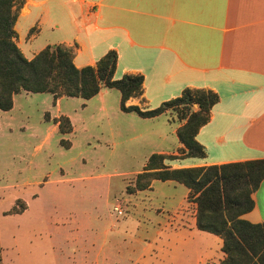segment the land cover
<instances>
[{
    "label": "rangeland",
    "instance_id": "obj_1",
    "mask_svg": "<svg viewBox=\"0 0 264 264\" xmlns=\"http://www.w3.org/2000/svg\"><path fill=\"white\" fill-rule=\"evenodd\" d=\"M48 4L55 20L41 5L17 24L28 56L63 39V22L54 25L60 8ZM111 92L105 109L97 98L85 108L81 97L58 106L50 93L24 92L15 110L2 115L3 264H195L198 255L183 257L171 226L170 211L186 187L160 180L152 190L127 191L153 153L177 149L171 119L178 113L155 119L125 113L120 92ZM51 114L71 115L74 131L53 128Z\"/></svg>",
    "mask_w": 264,
    "mask_h": 264
},
{
    "label": "crops",
    "instance_id": "obj_2",
    "mask_svg": "<svg viewBox=\"0 0 264 264\" xmlns=\"http://www.w3.org/2000/svg\"><path fill=\"white\" fill-rule=\"evenodd\" d=\"M24 1L15 26L17 39L20 19L32 14V7L41 5H47L44 14L51 18L48 3L54 2L62 15L61 22L58 18L54 25L60 29L63 22L66 28L63 39L56 44L75 48L78 68L96 66L113 49L118 52L116 79L127 74L143 75L142 95L130 98L127 106L155 108L188 87L219 93L220 101L213 107L210 121L197 134V140L206 148V158H180L168 163L172 168L264 159V0ZM21 41L17 44L29 59L44 48L28 56ZM113 89L102 87L96 96L83 98L82 106L88 107L97 98L105 109ZM24 92L30 93L22 90L16 94L12 109L0 110V128L2 115L15 110L17 97ZM66 97H59L54 104L61 106ZM51 117L53 128L59 130L55 121L59 116ZM68 117L74 128L75 119ZM174 122L177 125L173 132L177 134L185 121ZM183 148L180 141L176 150L162 148L158 152L179 155ZM156 181L160 180H154L145 190H152ZM163 182L175 188L186 187L184 197L170 211L183 257L197 254L195 264H221L225 257L223 239L198 228L197 204L189 200L190 188L175 180ZM253 198L254 209L242 218L263 222L264 180Z\"/></svg>",
    "mask_w": 264,
    "mask_h": 264
},
{
    "label": "trees",
    "instance_id": "obj_3",
    "mask_svg": "<svg viewBox=\"0 0 264 264\" xmlns=\"http://www.w3.org/2000/svg\"><path fill=\"white\" fill-rule=\"evenodd\" d=\"M24 3V0H0V110L12 109L14 96L22 90L50 93L55 103L62 96L90 99L102 87L120 90L122 110L144 118L175 110L178 117L171 120L185 121L177 131L185 148L179 155L153 153L127 191L132 194L148 189L156 179L175 180L186 185L190 188L189 200L197 204L198 228L223 239L225 257L221 264H264V221L253 223L242 218L255 207L253 194L264 180V159L181 168H172L167 162L184 157L206 158V148L197 140V134L210 121L211 111L220 101L219 93L188 87L181 95L155 108L127 106L130 98L142 95L144 77L127 74L116 79V50H109L96 66L82 68L74 62L75 48L64 43L47 45L32 59L27 58L17 44L15 29ZM55 121L61 133L74 130L66 115ZM0 264H3L1 241Z\"/></svg>",
    "mask_w": 264,
    "mask_h": 264
},
{
    "label": "built area",
    "instance_id": "obj_4",
    "mask_svg": "<svg viewBox=\"0 0 264 264\" xmlns=\"http://www.w3.org/2000/svg\"><path fill=\"white\" fill-rule=\"evenodd\" d=\"M118 214H123V210L119 209Z\"/></svg>",
    "mask_w": 264,
    "mask_h": 264
}]
</instances>
